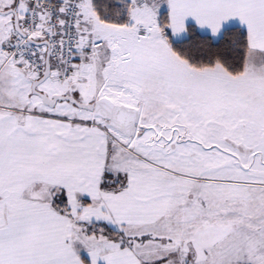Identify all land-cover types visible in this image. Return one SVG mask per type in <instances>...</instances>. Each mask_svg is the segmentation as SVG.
<instances>
[{"label": "snow or ice", "instance_id": "1", "mask_svg": "<svg viewBox=\"0 0 264 264\" xmlns=\"http://www.w3.org/2000/svg\"><path fill=\"white\" fill-rule=\"evenodd\" d=\"M0 264H264V0H0Z\"/></svg>", "mask_w": 264, "mask_h": 264}]
</instances>
